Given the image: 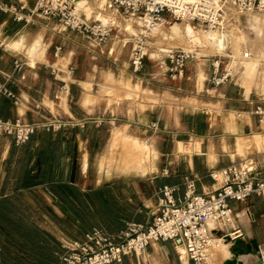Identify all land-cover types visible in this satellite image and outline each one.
<instances>
[{
  "label": "crops",
  "instance_id": "crops-1",
  "mask_svg": "<svg viewBox=\"0 0 264 264\" xmlns=\"http://www.w3.org/2000/svg\"><path fill=\"white\" fill-rule=\"evenodd\" d=\"M0 3L22 6L23 13H28L36 0ZM73 4L89 20H104L114 14L110 0H75ZM126 29L133 31L129 26ZM119 32L97 46L64 28L54 17L34 15L32 22L26 23L15 20L14 13L0 10V86L11 93L0 90V119H61L67 123L55 130L39 128L21 145L12 137L0 136V201L16 202L23 195V202L33 196L45 204H41L42 216L50 218L52 228H42L32 212L25 213L28 222L58 246L55 264L60 262L61 234L79 238L94 227L116 233L127 221L147 222L164 185L175 186L177 196L185 194L189 180L194 181L198 193L213 191L219 183L209 172L244 158H253L264 175V121L253 113L264 100L250 92L256 62L246 63L245 91L236 80L212 86V62H196L191 74L187 70L177 78L195 80L190 92L196 104L157 101L141 111V83H149L160 74L169 76L167 60L164 53H156L157 64L149 78L141 75L147 67L132 73V39ZM58 46L61 50L55 56ZM126 47L128 53H121ZM163 49L169 48L160 51ZM17 62L22 63L20 68ZM70 67H74L72 73ZM134 86H138L135 91ZM117 90L124 93L119 98L110 94ZM149 91L155 92L153 88ZM177 91L186 92L181 87ZM117 121L122 123L119 127L115 126ZM153 121L158 122L157 133L146 129ZM145 134L151 136L155 157L144 163L139 155V164L132 163L123 144L126 147V142H132L128 152L133 159L142 151L137 142ZM119 138V148L113 150ZM112 155H121L119 167L109 165ZM231 206V218L213 224L214 231L221 236L240 229L243 236L226 241L213 264L233 258L244 263L243 255H249L253 264H264V198L253 195L244 201H231ZM173 249L183 264H192L171 241L151 243L146 255L139 257V264H156ZM135 258L127 256L117 264H136Z\"/></svg>",
  "mask_w": 264,
  "mask_h": 264
},
{
  "label": "built area",
  "instance_id": "built-area-1",
  "mask_svg": "<svg viewBox=\"0 0 264 264\" xmlns=\"http://www.w3.org/2000/svg\"><path fill=\"white\" fill-rule=\"evenodd\" d=\"M73 3V0H36L35 7L28 13H23L22 6L0 3V10L12 12L15 20L26 23L32 22L34 15L54 17L64 28L85 36L97 46L106 43L114 31L123 30L132 39L129 62L134 74L144 68L153 35L171 21L192 23L203 31L213 32L224 29L236 13L264 14V0H110L114 12L111 17L89 20L75 10ZM127 25L133 31L126 29ZM60 50V46L56 47L55 56ZM160 53H164L172 79L181 77L187 65L200 56L197 48L176 47L163 49ZM242 57L250 58L251 52L245 50ZM21 64L17 62V67ZM68 71L72 73L74 67ZM235 77V68L223 65L221 58L212 62L209 77L212 86L232 83ZM0 90L11 94L1 86ZM253 113L263 122L264 104H258ZM66 124L61 119L45 122L0 119V136L12 137L17 145H21L39 128L55 130ZM146 129L159 132L158 122H151ZM142 138L145 144L151 142L148 134ZM259 165L253 158H244L212 169L209 175L219 186L210 192L198 193L193 180L187 182L183 196L175 194V186L164 185L149 221H127L116 233L94 227L82 237L69 239L61 245L59 264L122 263L127 256L144 257L148 246L160 241L183 246L188 263L213 264L215 253L226 241L243 236L240 229L218 236L213 224H223L231 218V201H244L253 195L264 198V175ZM164 173L169 174V170L165 169Z\"/></svg>",
  "mask_w": 264,
  "mask_h": 264
},
{
  "label": "rangeland",
  "instance_id": "rangeland-1",
  "mask_svg": "<svg viewBox=\"0 0 264 264\" xmlns=\"http://www.w3.org/2000/svg\"><path fill=\"white\" fill-rule=\"evenodd\" d=\"M175 25L182 30V35L180 37L177 35L175 36L172 30V27ZM189 25L198 35L204 36L212 33V32L203 31L202 29H200V27L192 23L189 24L187 22L177 21V20L171 21V23L168 26H166V28L163 30L164 32L161 33V35L159 36L157 35L156 37L153 38L151 44L152 46L148 52V57L144 65V68L147 67L148 70L144 71L141 74L142 76H145L147 78L150 77L148 73L153 72V70L156 67L157 63L154 60L156 57L155 54L160 53V48L181 47V48L191 49L195 47V46L189 47L186 43L185 30L186 27ZM214 32H217L218 34L220 33L224 34L225 48L223 50L216 49L214 46L208 45L207 42L204 44L203 41L201 42L203 43V46H200L199 43H195L194 45L198 46L196 48H198V52L200 53L199 54L200 56L197 60L191 61V63H189L190 67L188 69L186 68L185 73L187 70H189L190 71L189 74H191L196 65V62L198 64L200 63L205 64L208 63V60L214 62L216 59L221 58L223 61V65L233 66L235 68V70L237 71L235 80L240 85L241 90L245 91L246 88L242 84L244 80L243 71L245 70L246 63L249 62L250 60H253L254 62L257 63V70L253 78V81L251 82L250 92L253 97L262 98L264 100V14L258 12L246 13V14L236 13L232 16V18H230L229 22L224 27V29L219 31H213V33ZM115 33H118V30L114 31V34ZM119 33L125 34V35H121L122 37L124 36L129 37L123 30H120ZM199 46L201 47V50H199L200 48ZM245 50L251 52V57L248 59H244L242 57V54ZM121 53H128V48L127 47L123 48ZM227 56H229L230 58H226ZM133 82L134 83L137 82L136 79H134ZM140 83L141 81L139 80V84ZM194 83L195 80L193 78L189 80L188 78L184 77L182 79L172 80L169 76L167 75L165 76L163 74H160V77L158 76L155 80L150 79L149 83L143 81L140 85V90H139V110L143 111L145 109H149L150 103L157 101L165 102L167 105H173L172 103L175 101H183L184 103L187 104L190 103L196 104L197 102L195 98L192 97L193 95H191L190 92L194 88ZM128 86H130L131 88V85ZM178 87H181L186 92L179 93L177 91ZM137 88L138 86H134V91ZM150 88H153L155 92L152 93L151 91H149ZM129 93L130 92H128V94ZM110 94H113L116 96V98H119L124 93H122V91L117 90L110 92ZM121 124L122 123L120 121H117L115 126L119 127ZM122 128L123 126L120 127V129ZM120 139L121 138L115 140L117 145L113 146V150L119 148L118 143L120 142L119 141ZM124 140L126 139H123V142ZM126 143H127L126 146L127 149L123 144V148H124L123 150L127 151L128 158H130V160L133 161L132 163L135 162L139 164V153H140L139 150L137 154H135L136 157L133 158L134 159L133 160L131 158V153L128 152L130 151L132 142L128 141ZM137 143H140L142 146L143 151H141L140 154L142 161L144 163L151 162L153 160L152 157H155V153L153 151L151 143L145 144L142 137L139 138ZM149 152L152 153V157L151 154L149 156ZM120 158H122L121 155L119 156L117 155V157L112 155L111 159H109L108 161L109 165L111 166L117 165V167H119ZM20 197H21L20 200L16 201L15 203L17 209L21 211L29 210L30 212H32V214L34 215L33 217L42 228L44 227L52 228V224L49 222L50 218L47 219L46 217L42 216V214L45 213L43 208H41L44 203H39L33 200L32 199L33 196H28L31 200L28 199V201L25 202H23L24 196L21 195ZM11 238L12 236H10L9 234L0 233V242H4L8 244L11 241H13L11 240ZM73 238L75 237L71 235L61 234L58 241L60 245H62L65 241ZM31 261L33 263H36L37 259L31 258ZM135 263L139 264V257L135 258ZM156 264H183V263L180 260V255L173 249L169 257L159 259L158 261H156Z\"/></svg>",
  "mask_w": 264,
  "mask_h": 264
},
{
  "label": "trees",
  "instance_id": "trees-1",
  "mask_svg": "<svg viewBox=\"0 0 264 264\" xmlns=\"http://www.w3.org/2000/svg\"><path fill=\"white\" fill-rule=\"evenodd\" d=\"M15 201H0V233L12 236L10 243L0 242V264H55L56 249L51 238L28 222L26 211ZM56 247V248H55Z\"/></svg>",
  "mask_w": 264,
  "mask_h": 264
},
{
  "label": "bare ground",
  "instance_id": "bare-ground-1",
  "mask_svg": "<svg viewBox=\"0 0 264 264\" xmlns=\"http://www.w3.org/2000/svg\"><path fill=\"white\" fill-rule=\"evenodd\" d=\"M255 16V15H254ZM260 19V18H259ZM258 19V20H259ZM257 20V19H256ZM261 21V20H260ZM259 21V22H260ZM257 22V21H256ZM258 23V22H257ZM259 25V24H258ZM129 27H131L130 25H127ZM132 29V27H131ZM262 29V28H261ZM133 30V29H132ZM172 30L175 34V36H181L182 35V30L178 27V26H173L172 27ZM213 33V32H212ZM208 34V35H204V36H201V35H198L193 29L192 27L189 25L186 27V30H185V37H186V43L188 46L192 47V46H195L194 48L198 47L196 45H194L195 43H199L200 46H203V43L205 44L206 42L208 43V45H212L214 46L216 49H224L225 48V45H224V34H218L217 32H214L213 34ZM203 41V43H201ZM199 46V47H200ZM192 49V48H191ZM198 50V48H197ZM199 50H201V47L199 48ZM130 87V86H129ZM151 150V149H150ZM143 151V150H142ZM141 153V152H140ZM151 154V157H152V153L149 152V156ZM140 155V154H139ZM145 155V154H144ZM147 156V155H146ZM153 158V157H152ZM145 159V158H144ZM182 251L183 254H186V251L184 249L183 246L181 245H178ZM224 249V248H223ZM219 251H221L219 249ZM240 252V251H239ZM216 253H219L218 251ZM215 253V254H216ZM235 253V252H234ZM241 255V254H240ZM221 256V254L219 255ZM237 256V255H236ZM217 257V256H216ZM216 257L214 256L213 257V260L212 261H216ZM245 264H253V261L250 259V256L249 255H243L242 258H241ZM186 260V259H184ZM214 263V262H213ZM258 264H261V263H258Z\"/></svg>",
  "mask_w": 264,
  "mask_h": 264
},
{
  "label": "water",
  "instance_id": "water-1",
  "mask_svg": "<svg viewBox=\"0 0 264 264\" xmlns=\"http://www.w3.org/2000/svg\"><path fill=\"white\" fill-rule=\"evenodd\" d=\"M73 1H75V0H73ZM238 243L239 242L236 243V248L239 245ZM224 264H244V263L242 261H240V260H237L236 258H233V259H230V260L225 261Z\"/></svg>",
  "mask_w": 264,
  "mask_h": 264
}]
</instances>
